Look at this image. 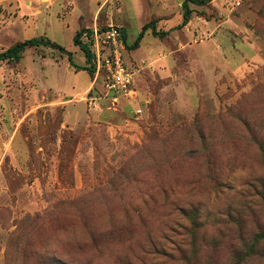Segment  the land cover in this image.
<instances>
[{
	"label": "rangeland",
	"instance_id": "1",
	"mask_svg": "<svg viewBox=\"0 0 264 264\" xmlns=\"http://www.w3.org/2000/svg\"><path fill=\"white\" fill-rule=\"evenodd\" d=\"M183 3L0 0V52L67 50L0 61V264H264V0ZM109 23L130 96L75 67Z\"/></svg>",
	"mask_w": 264,
	"mask_h": 264
},
{
	"label": "built area",
	"instance_id": "2",
	"mask_svg": "<svg viewBox=\"0 0 264 264\" xmlns=\"http://www.w3.org/2000/svg\"><path fill=\"white\" fill-rule=\"evenodd\" d=\"M82 41L89 44L90 66L95 77H101L115 94L130 96L135 91V70L124 59L126 39L123 28L109 23L87 28Z\"/></svg>",
	"mask_w": 264,
	"mask_h": 264
},
{
	"label": "trees",
	"instance_id": "3",
	"mask_svg": "<svg viewBox=\"0 0 264 264\" xmlns=\"http://www.w3.org/2000/svg\"><path fill=\"white\" fill-rule=\"evenodd\" d=\"M189 2H193V3H197V4H205L207 2V0H184V3H183V6H184V18H183V22H182V25L186 24L189 20V17H190V13H191V9L189 8L188 4ZM154 21H150L148 23H146L145 25H143V30H146L147 28L153 26L154 27ZM87 30V28L85 29H79L77 30L75 36H74V42L80 46V48L84 51L85 53V56H86V62L88 65H77L75 66L76 68H79V69H86L89 71L90 74H92L94 72L93 68L89 65L90 62H91V59H92V53H91V50H90V47H89V44L88 43H85L82 41V35L83 33ZM153 32L155 34H165L167 33V31L163 32V33H160V32H157L155 29H153ZM125 35V33H124ZM143 33L140 34V37H142ZM126 39V38H125ZM42 44H47V45H51L53 47H56L60 50H63L65 52H67V50L62 46L60 45L59 43L51 40L50 38L48 37H41V38H38V37H32V38H28V39H25V40H22V41H19L13 45H11L10 47H8L7 49L3 50L0 52V61L1 60H18L22 57V54L23 52L29 48V47H38L39 45H42ZM139 44V41H135L133 46L136 47L137 45ZM246 122V121H245ZM246 125H247V128L248 130L251 132L252 136L251 137H255V135H253L254 133V130L250 127V125L248 124V122H246ZM255 142L259 145V148L264 151V148H262L261 144H263L262 142L261 143H258V139H256L255 137ZM264 238V233L260 234V239ZM257 241H259V238L257 239ZM154 253H159V254H162V255H166L168 256L169 253H166V252H160V251H157L156 249L153 251Z\"/></svg>",
	"mask_w": 264,
	"mask_h": 264
}]
</instances>
